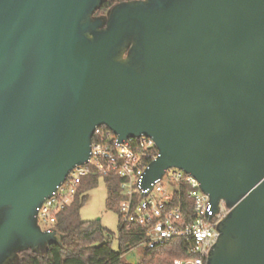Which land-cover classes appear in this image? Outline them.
I'll list each match as a JSON object with an SVG mask.
<instances>
[{"label":"water","instance_id":"obj_1","mask_svg":"<svg viewBox=\"0 0 264 264\" xmlns=\"http://www.w3.org/2000/svg\"><path fill=\"white\" fill-rule=\"evenodd\" d=\"M107 1L0 0V264L59 241L38 210L102 127L225 203L206 264H264V0Z\"/></svg>","mask_w":264,"mask_h":264},{"label":"built area","instance_id":"obj_2","mask_svg":"<svg viewBox=\"0 0 264 264\" xmlns=\"http://www.w3.org/2000/svg\"><path fill=\"white\" fill-rule=\"evenodd\" d=\"M94 137L90 160L77 166L53 197L38 210L41 230L54 231L57 215L71 204L84 178L92 175L102 179L115 178L122 181V226L143 227L144 246L150 250L164 247L174 239H184L189 244L192 259L177 260L175 264H206L209 252L220 235L217 226L229 213L225 203H220V210L216 213L198 180L175 168L167 170L151 188L144 187L146 170L159 156L152 139L141 137L120 142L110 130L101 128ZM183 191L193 203L191 219L175 202V196Z\"/></svg>","mask_w":264,"mask_h":264},{"label":"trees","instance_id":"obj_3","mask_svg":"<svg viewBox=\"0 0 264 264\" xmlns=\"http://www.w3.org/2000/svg\"><path fill=\"white\" fill-rule=\"evenodd\" d=\"M130 1L135 0H108L96 16H104L116 4ZM101 129L109 131L106 127ZM100 179L93 175L84 178L71 204L57 215L54 231L58 234L59 241L50 245L44 255L33 251L22 252L17 264H129L124 261L125 256L146 242L143 227L127 228L120 224V249L115 251L111 235L100 221H83L80 218V212L88 202V192L97 186ZM104 180L111 196L109 207L120 214L122 181L115 178ZM175 202L181 205L188 218H193V203L187 198L185 191L175 196ZM190 259L192 256L189 254L187 241L174 239L170 244L154 250L145 247L137 264H175L177 260Z\"/></svg>","mask_w":264,"mask_h":264},{"label":"rangeland","instance_id":"obj_4","mask_svg":"<svg viewBox=\"0 0 264 264\" xmlns=\"http://www.w3.org/2000/svg\"><path fill=\"white\" fill-rule=\"evenodd\" d=\"M87 195L88 202L82 208L80 218L83 221H100L102 226L111 235L113 249L119 251L120 214L109 207L111 196L105 180L101 178L97 186L89 191ZM38 249L40 253L44 255L47 249V242L41 240L38 244ZM144 249L145 246L142 245L131 250L125 256L124 261L129 264H137Z\"/></svg>","mask_w":264,"mask_h":264}]
</instances>
